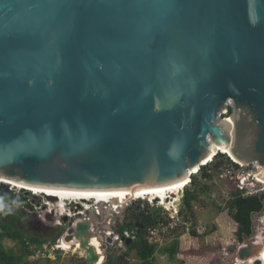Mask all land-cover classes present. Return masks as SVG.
<instances>
[{
	"label": "water",
	"instance_id": "obj_1",
	"mask_svg": "<svg viewBox=\"0 0 264 264\" xmlns=\"http://www.w3.org/2000/svg\"><path fill=\"white\" fill-rule=\"evenodd\" d=\"M220 148L264 181V0H0L1 181L165 189ZM94 211L65 242L108 264L115 217L100 228ZM258 250L244 240L232 260L262 264Z\"/></svg>",
	"mask_w": 264,
	"mask_h": 264
},
{
	"label": "rangeland",
	"instance_id": "obj_2",
	"mask_svg": "<svg viewBox=\"0 0 264 264\" xmlns=\"http://www.w3.org/2000/svg\"><path fill=\"white\" fill-rule=\"evenodd\" d=\"M229 160L232 159L229 158ZM212 161L209 162L211 163V166L216 160L214 162ZM225 161L227 163L225 162L224 165L231 164V162L228 163V160ZM250 170L251 169L249 168L239 167L238 170H234V179L225 178L224 176L219 177V173H221L222 171L219 170V173H215L213 179L209 182L205 179L199 178L196 185H191L189 183L186 187L182 188L184 191H197V193H200L198 195L197 201L192 203L191 212L184 208L182 200L183 198L173 199L174 201H179V205L170 204L173 205V210H166L163 206H161L160 202H150L152 200L150 198H146L130 200L128 202H125V204L122 206L117 204V210H114L113 213L110 212L111 214L106 213L107 206L111 204L108 203V201H106V203L108 204H103L100 207L102 209V213L100 211L99 214L94 208L99 206L95 205V202L93 201L88 203V205H85V203H79L77 201L69 202L67 207H65L67 204L62 206L65 212H61L65 214L72 213L70 214L71 216L52 215V218L46 220L45 222H42V220L35 218L33 213H29L28 211L23 209L24 207L19 209V211H21L24 215L26 229L29 228V222L32 223L37 220L43 225L45 224L46 226H48V228L52 227L53 229H56L53 235L56 236V234L62 233L63 236L70 230V227L73 226L72 223H74V220L77 221L78 216L81 215H74L76 214L75 212L78 210V208H80L79 212L84 214L86 212H84V209L82 208L85 206H89L90 211L95 210L94 212L97 214V218L93 219V221L96 220L100 228L106 227V225H108L109 223V220L113 219L112 217H115L114 225H112V227L110 226L108 230H112L113 232L116 230L119 231V228H122L126 225H131L132 228L127 229L126 231H133L138 239L139 236H141L140 241L143 240L148 244L156 245V248L158 247L159 249H173L178 251L181 249L185 250V252H183L181 256L178 257L176 255V259H171L168 255L162 253L157 254V256L155 257L156 264H181L177 261V257L178 259L182 257L185 262L190 261L191 264H195L197 258L204 252L206 256L205 258L202 257L203 264H234L232 260V253L239 246V243L236 239L237 225L232 221V218L228 214V203L231 200V194L237 189L235 182L236 177L243 172L248 173ZM209 172L212 173V170ZM195 173L196 172H194L192 176H200V173ZM191 177L189 181H191ZM204 185L208 186V189L204 192H200V187ZM10 189H14L12 190V194H17L18 190L16 189L20 188L12 187ZM31 193L41 194L36 192ZM20 194L22 195L24 193L20 192ZM30 195L31 194H28V197H30ZM164 198L167 199L173 197L168 194L165 195ZM43 200L53 205L52 211L57 210V203L48 201L45 198ZM173 200L171 202L174 203ZM82 210L84 213L82 212ZM141 211L147 214H152L154 217H158V224L155 226V228H147L145 234H140L138 232L137 227L138 224H141V221L137 223L135 220V218L137 216L139 217L140 213H142ZM120 216H123V219H119ZM64 217H67V223H64ZM263 218L264 213L260 216H255V219H258V221H261ZM58 224L61 225L59 226ZM192 231L196 233V237L192 236ZM253 231L254 235H252L248 240L254 241L256 245H259L261 247V250H258L259 254L261 255V252H263L264 249V231L262 230L261 222L256 226H253ZM53 235H51V237ZM55 236L52 239H50V237H47V239L45 240L43 239L44 245L39 250L34 249V247L27 246L26 249L29 251V253H27L25 257L26 264H86L83 252L74 250V246L76 245L75 243H71L72 247L71 244L65 243L66 245H69V248L65 247L69 250H65L64 252L57 250L56 245L58 241L56 240L55 242H53ZM13 244L14 242L10 240L3 241V245L6 249H10L11 247H13ZM92 245H94L93 247L98 246V252L100 251L99 243L97 240H93ZM112 247V252L109 251L108 264H116L118 262V264H121L124 260L123 253L126 251V246L124 244L120 245L116 242ZM14 249H16V247H14ZM128 251L129 254L127 258L129 260V264H139V259H137L135 252L131 250ZM102 262L103 257L100 260L99 264H101Z\"/></svg>",
	"mask_w": 264,
	"mask_h": 264
},
{
	"label": "trees",
	"instance_id": "obj_3",
	"mask_svg": "<svg viewBox=\"0 0 264 264\" xmlns=\"http://www.w3.org/2000/svg\"><path fill=\"white\" fill-rule=\"evenodd\" d=\"M231 113V110L228 111V115ZM225 117V116H223ZM226 118V117H225ZM216 160V161H215ZM225 160H228V163L231 162L229 157L225 154H218L211 163L201 167L199 169L200 176L191 177V185H196L197 180L205 179L206 181H211L213 179L214 174L219 173V170L225 164ZM211 162V161H210ZM227 163V162H226ZM212 170V173L209 171ZM183 188V187H182ZM208 189V186L204 185L200 187L199 191L204 192ZM197 191L190 192L184 191L183 195V205L184 208L191 212L192 203L196 202L198 199ZM16 194H11L10 196H14ZM23 201V207H29L30 204L27 202V198L20 195ZM229 210L228 214L232 218V221L237 225L236 231V239L238 242L243 241L244 238L251 237L253 234V219L254 217L263 212L264 213V195L258 196H246L244 197L239 192L235 190L231 194V200L228 203ZM142 212V211H141ZM24 218V215L21 211L17 210L14 214L3 216L0 215V264H26L25 257L29 251L26 249V246L34 247V249L39 250L44 245L43 239H38L33 236H26L23 231L19 230L13 223L16 220H20ZM141 219V220H139ZM136 222H140L138 224V232L140 234H145L147 228L154 229L155 226L158 224V217H154L152 214H147L145 212L140 213L139 217L135 218ZM136 223V224H137ZM141 226V227H140ZM140 227V228H139ZM132 228L131 225H126L122 227L119 231L123 233L127 229ZM192 236L196 237V233L192 231ZM62 236V233L56 234L53 242L56 240L58 241ZM141 236L139 239L135 240L130 246L126 247V251L128 250H136L138 258L141 260V264H153V255L156 252V245L148 244L143 240L140 241ZM4 240H10L14 242L16 249H6L3 245ZM170 250V254H176L177 251L173 249H166ZM128 253H125L123 257H127ZM201 256H206L205 252ZM111 261V260H110ZM123 262V261H122ZM119 263V262H118ZM116 263V264H118ZM121 263V260H120ZM111 264V263H110ZM124 264H128L127 261H124Z\"/></svg>",
	"mask_w": 264,
	"mask_h": 264
},
{
	"label": "bare ground",
	"instance_id": "obj_4",
	"mask_svg": "<svg viewBox=\"0 0 264 264\" xmlns=\"http://www.w3.org/2000/svg\"><path fill=\"white\" fill-rule=\"evenodd\" d=\"M220 152L223 154L228 153L227 150H224L223 148H220ZM197 171L198 170H194L190 174H193L194 172H197ZM256 177L258 178L257 181L264 184V181H262L257 175H256ZM188 182H189V180H185V182L183 181L180 184H177V185H174L170 188H165V189H153V190L152 189H150V190L138 189V190H133V191L127 190V191H114V192L108 191V192H100V193H89V192L74 193V192H66V191H46V190H41V189L40 190L39 189H31V188L23 187L20 185H16V184L11 183V182H6V181L0 180V184H7L11 188L17 187L20 189H26L27 191H30V192L48 194L47 196L56 198L57 199V201L55 202V203H57L56 208L59 212L64 211L62 206L65 204H68L69 202L77 201L79 203H85V205L86 204L88 205V203L93 201V202H95V205L99 206V207H94L98 214L100 212V206H102L103 204L111 203L110 204L111 206H109V205L107 206L108 209L106 208V211L109 210L111 213H113V211L117 207L116 206L117 204H113L114 201H118V205L122 206L125 204V202H128L130 200L146 199V198H150L152 200L150 202H153L154 199H157L158 202H160L161 206L164 207V209L173 210L174 209L173 205H170V204H173V202H171L173 198H167L168 199V202H167L166 198H164V196L168 195V194L169 195L170 194L176 195V193L179 191V189H182V187L183 188L186 187ZM176 198H178V197H176ZM106 201H108V203H106ZM124 207H126V206H124ZM89 208H90L89 206H85L86 210H84V212L90 211ZM82 212H83V210H82ZM82 216L81 215L78 216V222L83 220ZM65 247L69 248V245L62 244L61 250L63 252L65 250H69V249H66ZM71 247H72V244H71ZM97 247H95V248H97ZM74 248H75V246H74ZM261 257H262V259H261L262 264H264V249H263V253L261 254Z\"/></svg>",
	"mask_w": 264,
	"mask_h": 264
},
{
	"label": "built area",
	"instance_id": "obj_5",
	"mask_svg": "<svg viewBox=\"0 0 264 264\" xmlns=\"http://www.w3.org/2000/svg\"><path fill=\"white\" fill-rule=\"evenodd\" d=\"M239 167L240 168H249L251 170L248 173L243 172V173L239 174V176L236 177V179H235L236 187H237L236 191L239 192L244 197L255 196V195H258V196L264 195V184L257 181L258 180V178L256 177L257 169H256L255 164L243 166V165L237 164L232 159L231 164H227V165L222 166L223 169L222 168L220 169V171L221 170L222 171H221V173H219V177L224 176L225 178L234 179L235 178V171L234 170H238ZM198 172H199V170H198ZM198 172H196L195 174H197ZM189 183H191V181H189L188 184ZM9 188H11V187H9ZM12 190H14V189H10V193H12ZM16 190H18L17 194H19V195H21L20 192H23L24 194H22V196L26 197L27 201L30 204V208L29 207H24V208L22 207V208L25 209L26 211H28L29 213H33L34 217L42 220V222H45L46 220H48L47 219L48 215H50L52 217V215H55V216H57V215L71 216L70 214H72V213L65 214V213H62L59 211L57 213V210L52 211V209H53L52 204L43 200L44 198L46 199L47 195L33 194L31 192H24L22 189H16ZM28 194H31L30 197H28ZM33 204H35V205H33ZM68 204L65 207H67ZM82 209L86 210L85 207H83ZM79 214L84 215L85 213L82 214L81 212H79ZM62 216H61V218H62ZM57 220H58V217H57ZM77 222H78V220L77 221L74 220V223H72V224L74 225ZM259 222H261L262 230L264 231V218ZM58 225L60 226L61 224H58ZM108 235H110V233H108ZM66 236H67V234H64L58 240L57 245H56L57 250H61L62 244L65 243V237ZM111 237L114 239V242H117L120 245H123V243L121 242L122 238L131 239V240L136 239L134 232L131 230L124 231L123 233H120V234H111Z\"/></svg>",
	"mask_w": 264,
	"mask_h": 264
},
{
	"label": "flooded vegetation",
	"instance_id": "obj_6",
	"mask_svg": "<svg viewBox=\"0 0 264 264\" xmlns=\"http://www.w3.org/2000/svg\"><path fill=\"white\" fill-rule=\"evenodd\" d=\"M12 193H9L8 195L10 196ZM79 213H76L75 216H77ZM68 222V221H67ZM16 227L19 228V230L23 231V233L26 235V236H33V237H36L38 239H47V237H50V239H52L55 235H53L56 231V229H53L52 227H49L46 226L45 224L43 225L41 222L35 220L34 222H29V228H25V218H22L20 220H16L14 221L13 223ZM121 229V228H119ZM120 234V231L116 230L114 231V234ZM49 234V235H48ZM51 235H53L51 237ZM250 237L248 238H244V240H248ZM243 241L241 242H238L239 244H241ZM15 247V244H13V247L10 248V250L14 249ZM27 248V246H26ZM86 262V261H85Z\"/></svg>",
	"mask_w": 264,
	"mask_h": 264
},
{
	"label": "clouds",
	"instance_id": "obj_7",
	"mask_svg": "<svg viewBox=\"0 0 264 264\" xmlns=\"http://www.w3.org/2000/svg\"><path fill=\"white\" fill-rule=\"evenodd\" d=\"M226 155V154H225ZM24 192L26 189H22ZM23 207V201L19 194L14 196L0 195V215L8 216L14 214L17 210ZM67 234V233H66ZM137 238V237H136ZM131 240V239H130ZM136 240V239H135ZM135 240H132L134 242ZM66 243V242H65ZM64 243V244H65ZM115 243V242H114ZM68 244V243H67ZM124 244V243H123ZM125 245V244H124ZM126 246V245H125ZM128 247V246H126ZM62 251V250H60ZM76 251V250H75ZM63 252V251H62ZM109 257V256H108ZM102 259V258H101Z\"/></svg>",
	"mask_w": 264,
	"mask_h": 264
},
{
	"label": "crops",
	"instance_id": "obj_8",
	"mask_svg": "<svg viewBox=\"0 0 264 264\" xmlns=\"http://www.w3.org/2000/svg\"><path fill=\"white\" fill-rule=\"evenodd\" d=\"M141 227V226H140ZM139 227V228H140ZM131 251H134L135 252V254H136V257H137V259H139L138 258V256H137V253H136V250H131ZM177 251V253L176 254H170L169 252H170V250H164V249H159L158 247L156 248V252L154 253V257H153V264H156L155 263V257L157 256V254H160V253H162V254H165V255H168L169 256V258H171V259H176V255L179 257V256H181V254H183V252H185V250L183 249H181V250H176ZM112 252V251H111ZM165 252V253H164ZM125 253H128L129 254V251H125L123 254L125 255ZM128 254H127V257H128ZM109 256V255H108ZM127 257H124V260H123V262L121 263V264H124V261H127L128 262V264H129V260H128V258ZM178 257H177V261L178 262H180L181 264H191L190 263V261H187V262H185L184 261V259H182V257H180V259H181V261H180V259H178ZM205 258V256H199L198 258H197V260L195 261V264H203V258ZM109 258V257H108ZM111 258V257H110ZM139 264H141V260L139 259Z\"/></svg>",
	"mask_w": 264,
	"mask_h": 264
}]
</instances>
